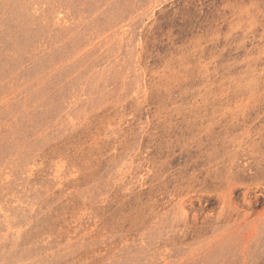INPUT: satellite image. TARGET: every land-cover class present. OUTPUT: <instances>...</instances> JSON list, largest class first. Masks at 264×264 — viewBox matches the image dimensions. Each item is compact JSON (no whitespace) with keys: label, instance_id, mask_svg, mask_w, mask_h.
Instances as JSON below:
<instances>
[{"label":"rangeland","instance_id":"rangeland-1","mask_svg":"<svg viewBox=\"0 0 264 264\" xmlns=\"http://www.w3.org/2000/svg\"><path fill=\"white\" fill-rule=\"evenodd\" d=\"M0 264H264V0H0Z\"/></svg>","mask_w":264,"mask_h":264},{"label":"bare ground","instance_id":"bare-ground-1","mask_svg":"<svg viewBox=\"0 0 264 264\" xmlns=\"http://www.w3.org/2000/svg\"><path fill=\"white\" fill-rule=\"evenodd\" d=\"M260 40V39H259ZM174 89V88H173Z\"/></svg>","mask_w":264,"mask_h":264}]
</instances>
